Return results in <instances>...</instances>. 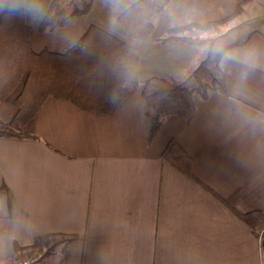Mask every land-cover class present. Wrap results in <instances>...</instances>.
<instances>
[{"label": "crops", "instance_id": "obj_1", "mask_svg": "<svg viewBox=\"0 0 264 264\" xmlns=\"http://www.w3.org/2000/svg\"><path fill=\"white\" fill-rule=\"evenodd\" d=\"M54 1L0 0V20L23 8L36 53H65L99 27L129 46L124 64L139 86L114 115L51 97L23 128L34 138L0 137V264L15 244L51 235L77 237L61 264H264V222L253 229L238 215H264V0L217 29L203 27L246 0H154L165 8L144 42L118 22L140 0H93L87 15L42 32ZM246 26L256 34L220 62L227 92L195 94L193 120L170 116L149 143L145 82L169 76L189 85L219 51L207 47ZM187 27L196 40L169 35ZM19 93L0 105L6 123ZM172 141L193 159V177L163 158Z\"/></svg>", "mask_w": 264, "mask_h": 264}, {"label": "trees", "instance_id": "obj_2", "mask_svg": "<svg viewBox=\"0 0 264 264\" xmlns=\"http://www.w3.org/2000/svg\"><path fill=\"white\" fill-rule=\"evenodd\" d=\"M246 0L231 17L211 23L203 28L222 26L244 12ZM93 0L78 7L76 0H55L46 15L41 31L48 32L67 25L73 18L87 15ZM165 5L154 0H140L127 9L118 22L130 30L138 41H147L154 32L153 19ZM169 32L172 36L188 30ZM32 29L27 25L23 8L5 12L0 20V105L20 89L16 97L19 107L10 123L0 119V137L34 138L23 132L49 98L67 101L79 109L96 115H114L126 105L138 88L133 79V69L124 64L129 46L104 31L91 26L82 39L65 53L43 51L36 53L31 48ZM256 32L211 52L192 73L190 84L179 83L169 76L153 77L142 89L146 115L150 124L149 143L157 137L170 116H180L191 122L196 113L194 95L204 100L211 93L227 92V80L221 69L222 57L236 47L247 45ZM170 40V37L166 39ZM163 158L183 173L193 177V159L178 142L172 141ZM239 217L251 228L257 229L264 222L260 211ZM61 238L64 251L77 240L76 236L51 235L37 239L31 246L15 244L13 264H28L38 258V252ZM264 243V233L262 234ZM50 249V248H48ZM66 259V256L64 260ZM63 260V261H64ZM61 264V262L59 263Z\"/></svg>", "mask_w": 264, "mask_h": 264}, {"label": "rangeland", "instance_id": "obj_3", "mask_svg": "<svg viewBox=\"0 0 264 264\" xmlns=\"http://www.w3.org/2000/svg\"><path fill=\"white\" fill-rule=\"evenodd\" d=\"M87 1L88 0H76V4L80 8ZM245 10H243V11L245 12ZM244 12H242L238 17H240ZM238 17H236V18H238ZM236 18H234V19H236ZM224 26H225V24H224ZM218 27L219 26L213 27V28H216L217 29ZM242 29L243 30H241L240 32L234 33V35H232L231 37L224 38V39H220L218 43H216L213 46L211 45L212 47L211 46H208L207 47V48H209L208 51L211 50L210 48H212V49L215 48L214 50H216V49L217 50H220L224 46H226L227 44L231 43L232 41L233 42L238 41L239 40L238 38L240 37V34H243V36L245 37V35H248L250 33V31L252 30V29H250L249 26H246V27H244ZM225 30H227V28L224 29L223 31L225 32ZM220 31H222V30H220ZM183 33H185V32H183ZM184 36L185 37H188L189 36V38L190 39H193V40H196L197 39V38L194 39L193 35H191L189 33H185ZM209 54H210V52L206 56H208ZM54 239L55 240H53L47 246V248L43 249L41 252H38L39 255H38V258H37L36 261L29 262L28 264H59L60 262H62L64 260L65 256H66V254H67V250H66V252L64 251V246L60 243L62 241L61 238H54ZM48 248H50V249H48ZM3 264H13V262H12V260H10V261H5ZM14 264H16V263H14Z\"/></svg>", "mask_w": 264, "mask_h": 264}]
</instances>
